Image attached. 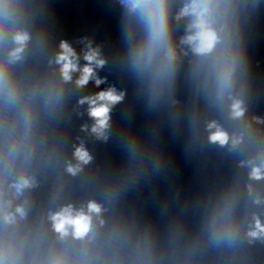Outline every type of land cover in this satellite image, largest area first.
<instances>
[{
  "label": "clouds",
  "instance_id": "obj_1",
  "mask_svg": "<svg viewBox=\"0 0 264 264\" xmlns=\"http://www.w3.org/2000/svg\"><path fill=\"white\" fill-rule=\"evenodd\" d=\"M116 3L113 67L151 117V139L128 124L115 137L127 160L104 172L88 144L108 143L128 93L99 75L108 64L101 46L81 39L78 53L60 39L52 51L47 29L35 26L44 4L0 0V264H253L264 244V116L251 109L248 40L264 0ZM90 83L99 90L72 104ZM182 88L191 146L203 147V136L226 149L243 176L194 231L173 218L162 232L126 201L148 170L161 172L160 121L184 120ZM72 116L87 120L69 141Z\"/></svg>",
  "mask_w": 264,
  "mask_h": 264
}]
</instances>
